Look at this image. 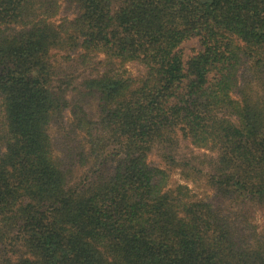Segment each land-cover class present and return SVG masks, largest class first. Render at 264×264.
Segmentation results:
<instances>
[{
	"label": "trees",
	"instance_id": "obj_1",
	"mask_svg": "<svg viewBox=\"0 0 264 264\" xmlns=\"http://www.w3.org/2000/svg\"><path fill=\"white\" fill-rule=\"evenodd\" d=\"M261 212L264 0H0V264H264Z\"/></svg>",
	"mask_w": 264,
	"mask_h": 264
},
{
	"label": "rangeland",
	"instance_id": "obj_2",
	"mask_svg": "<svg viewBox=\"0 0 264 264\" xmlns=\"http://www.w3.org/2000/svg\"><path fill=\"white\" fill-rule=\"evenodd\" d=\"M64 16H66V14L63 12L62 14H60L58 17H57V21L62 19ZM69 17L71 15H68ZM71 18V17H70ZM199 48V45H198V41L197 40H192L190 42H187L185 43L183 46H182V50L183 52L186 54V55H189L191 54L192 52V49H198ZM126 70L128 71V73L135 77V78H140L142 77L143 75V70L142 68H140L138 65L136 64H129L127 67H126ZM51 132V135L54 139V141L56 140V136H57V132H58V127L57 126H53L50 130ZM153 161H155V159H153ZM186 184L185 182H183V180H181L180 178V175L178 172H174L172 173L171 175V179H170V187L172 189L176 188L178 185H184ZM190 189L192 190L193 194L198 197L199 199L201 198H205L206 196L210 195V192H205L203 189L201 188H196L194 186H191L189 185ZM263 216L264 214L261 212L259 213L258 215V224L260 225L262 223V220H263Z\"/></svg>",
	"mask_w": 264,
	"mask_h": 264
}]
</instances>
